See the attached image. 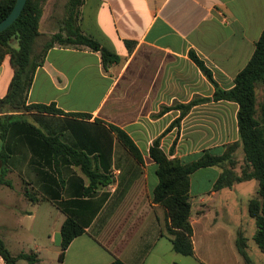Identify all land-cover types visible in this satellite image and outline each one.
I'll return each instance as SVG.
<instances>
[{
	"label": "crops",
	"instance_id": "obj_1",
	"mask_svg": "<svg viewBox=\"0 0 264 264\" xmlns=\"http://www.w3.org/2000/svg\"><path fill=\"white\" fill-rule=\"evenodd\" d=\"M44 6L38 48L59 31L65 18L54 17L49 5ZM80 27L123 60L105 71L98 52L54 46L34 75L28 104L55 103L65 113L90 116L28 113L27 118L44 133L86 153L85 162L92 171L110 182L98 184L95 192L83 196L91 181L81 164L56 151L44 158L22 129H16L7 143V151L12 152L5 177L0 162V181L10 183L0 182V238L14 255L36 252L37 264H111L117 259L125 264H173L160 257L168 246L174 249L165 234L166 210L152 199L158 178L149 151L153 141L180 116V110L156 115L163 106L213 97L215 87L189 57L191 50L221 88L234 86L264 31V0H85ZM127 40L136 43L132 51ZM13 75L8 55L0 62V98L7 94ZM238 111L237 103L225 100L198 104L181 121L174 155L170 149L178 128L162 138L161 148L169 158H189L204 150L223 155L228 146L240 142ZM256 118L264 129V87L257 89ZM110 125L130 135L142 161L118 141ZM231 156L237 161L233 171L241 175L246 166L242 145ZM225 167L231 166L202 168L191 176L193 257L205 261L203 238L213 235L215 260L225 263L229 255L241 264L237 235L242 232L247 238L257 226L248 212L252 198L242 202L239 197L259 182H235L215 190ZM26 188L41 200L29 202ZM239 201L245 206L239 207ZM41 211L52 221L45 238L24 221L33 222ZM67 213L81 214L90 222L61 260V227ZM197 235L202 257L195 243ZM0 264H5L1 256ZM18 264L29 263L20 259Z\"/></svg>",
	"mask_w": 264,
	"mask_h": 264
},
{
	"label": "trees",
	"instance_id": "obj_2",
	"mask_svg": "<svg viewBox=\"0 0 264 264\" xmlns=\"http://www.w3.org/2000/svg\"><path fill=\"white\" fill-rule=\"evenodd\" d=\"M47 0H27L25 8L20 17L6 30L0 33V62L6 56L14 69V75L9 85L7 94L0 98V162L2 164L1 176L5 177L8 172L7 163L10 158V149L7 143L14 138V131L19 129L28 137L32 145L40 149L37 154L47 158L56 151L58 155L67 156L72 162L81 164L83 172L89 177L91 183L85 188L83 196L91 195L97 189V185H107L110 180L103 175L92 171L87 164L86 153H78L74 147L64 143L58 136L44 133L34 123L28 120L27 114H61L75 117H89L86 113H65L57 108L55 103L28 104V94L33 84L37 69L45 62L48 51L54 46L83 47L98 52L101 56L105 71L113 64L120 63L123 58L104 47L98 40L86 35L80 27L81 7L85 0H68L66 4V16L60 21L59 31L41 47H37V39L40 36L39 25L43 14V6ZM16 0H0V22L12 11ZM16 41L17 47L13 42ZM128 49L133 50L134 41H125ZM189 57L215 87L213 97L195 98L187 104L174 103L172 106H163L156 115L162 116L165 112L177 109L180 116L154 141L150 147L149 155L157 164L158 184L152 192L154 203L161 205L167 214V226L165 234L172 241L176 253L184 256H194L193 227L191 224L192 203L190 201L191 176L202 168L222 166L227 163L231 167H225L223 173L214 185L215 190L232 187L235 182H243L256 179L259 182L258 194L248 202V212L255 220L257 230L254 241L264 253V129L256 118L257 115V89L264 87V31L256 43L253 56L247 65L235 77V84L230 89L221 88L214 80L212 72L194 51H190ZM230 101L239 105L237 115L240 142L228 146L223 155H214L204 150L189 158H169L161 148V140L174 128L181 127L182 119L191 109L201 103L209 101ZM111 131L116 135L118 141L137 160L142 161V155L130 135L118 126L110 125ZM18 130V131H19ZM177 138L170 149V155H174ZM242 145L244 152L245 168L238 175L233 171L237 163L236 157L231 156L236 148ZM45 163H47V160ZM0 182L5 184V180ZM25 197L29 202H38L34 192L25 189ZM58 207L66 213L62 205ZM90 220L81 214L67 213V218L61 227V253L60 259L71 242L85 233ZM236 246L243 258L244 264H253L252 258L247 252V238L242 232L237 235ZM0 256L5 264H18L20 259L29 264H37L39 255L36 252L20 253L14 255L3 239L0 238ZM111 264H125L117 259Z\"/></svg>",
	"mask_w": 264,
	"mask_h": 264
},
{
	"label": "rangeland",
	"instance_id": "obj_3",
	"mask_svg": "<svg viewBox=\"0 0 264 264\" xmlns=\"http://www.w3.org/2000/svg\"><path fill=\"white\" fill-rule=\"evenodd\" d=\"M47 1L44 3V5L45 6L47 4L49 5L51 12L52 13L54 12V14H53L54 17L60 19L61 17L63 18L64 16H66V4H67L68 0H50V1L47 0ZM14 42H16V41H14ZM180 136H181V130L179 129L177 131V135L175 137V139L177 138V143L180 139ZM175 139H174V141H175ZM198 176L199 175L194 176L193 180L195 181ZM258 187H259V184H257L256 187L250 186L246 190L242 191L241 192L242 194L240 195L239 200L243 202V198H247V197L248 198H256V197H258L259 196V194H258L259 188ZM236 196H235V198H236ZM242 202H240L239 207L245 206L242 204ZM45 205H47V204H44L43 207H45ZM24 221L26 224L31 223V225H33V227L36 230L41 231V234L42 235L44 234L43 235L44 238H45V236H47L48 226L52 224L51 217L46 215L44 211H41L38 214L37 218L33 222H31V220H29L27 218H25ZM249 227H247V228H249ZM253 236H254V234L252 235L251 232H248V235H247V244H248L247 252H248L249 256L252 258V260H254L253 264H264V253L259 249V247L255 243ZM198 237H199V235L196 236V240H195L197 249H198V243H199ZM203 240L206 243V246L204 248L205 253L202 254L203 257L205 256L204 257L205 261H201L200 259H197V257L195 258L193 256H184V255L178 254L175 251H171L170 246H168V252L162 251V256H160L163 258L162 262H165V261L166 262H174L173 264H220L219 260H215V258H214L215 257L214 236L213 235H206V236H204ZM198 255L202 257L199 249H198ZM226 257L228 259L227 262L221 263V264H237L235 259H230L229 255H226ZM238 257L241 261V264H244L243 258H241L240 256H238Z\"/></svg>",
	"mask_w": 264,
	"mask_h": 264
},
{
	"label": "water",
	"instance_id": "obj_4",
	"mask_svg": "<svg viewBox=\"0 0 264 264\" xmlns=\"http://www.w3.org/2000/svg\"><path fill=\"white\" fill-rule=\"evenodd\" d=\"M27 0H16V3L9 15L0 22V33L10 27L22 14Z\"/></svg>",
	"mask_w": 264,
	"mask_h": 264
}]
</instances>
